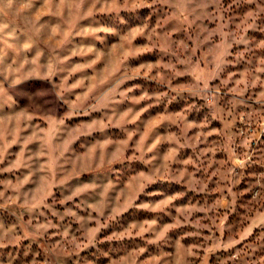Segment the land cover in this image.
Instances as JSON below:
<instances>
[{"label":"rangeland","instance_id":"374dc122","mask_svg":"<svg viewBox=\"0 0 264 264\" xmlns=\"http://www.w3.org/2000/svg\"><path fill=\"white\" fill-rule=\"evenodd\" d=\"M0 89V264H264V0H0Z\"/></svg>","mask_w":264,"mask_h":264},{"label":"clouds","instance_id":"9594fccd","mask_svg":"<svg viewBox=\"0 0 264 264\" xmlns=\"http://www.w3.org/2000/svg\"><path fill=\"white\" fill-rule=\"evenodd\" d=\"M120 22L121 23H126V21H124L122 17L120 18ZM205 87H207V85H205ZM0 91H2V89H0Z\"/></svg>","mask_w":264,"mask_h":264}]
</instances>
